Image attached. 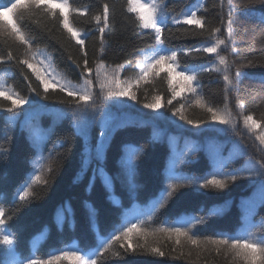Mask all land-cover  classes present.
Instances as JSON below:
<instances>
[{"label": "trees", "instance_id": "trees-1", "mask_svg": "<svg viewBox=\"0 0 264 264\" xmlns=\"http://www.w3.org/2000/svg\"><path fill=\"white\" fill-rule=\"evenodd\" d=\"M70 2L74 7L89 9L88 16L73 13L71 17L74 25L87 36L85 52L96 93L95 112L89 109L87 135L81 134L73 124V112L78 113L74 98L58 89L55 92L49 89L47 100L36 95V92L43 95L42 85L26 66L18 63L19 59L30 58V55L26 57L25 48L7 34L0 35V57L6 58L11 51L15 58L0 64V83L30 100L14 114L3 110L10 102L0 100V206L11 217L7 227L17 235V251L29 257L34 246H39L38 254L67 246L83 249L87 255L114 227L137 219L144 220L150 229H156L203 216L207 223L194 229L201 238L220 233L235 234L264 223V204L259 203V176H238L223 190L185 185L170 199L162 192L165 178L173 172L183 182L189 178H211L213 172L233 173L250 164L259 167V163H264V148L242 119L243 115L251 114L264 126V0H223V3L221 0H164L169 19L173 14L198 8V15L205 20L203 30L188 25H169L171 31L165 32L169 46L178 49L214 43L215 37H210V30L215 27L221 28L216 36L227 38L225 25L231 10V39L219 50L233 65L231 90L226 94L221 66L220 72L198 73V92L218 109L228 103L235 130L215 123L195 128L179 119V115L173 116V110L183 104V114L189 119L209 118L206 111L194 106L192 93L184 92L171 105L167 104L171 92L165 73L150 83L142 82L135 89L137 101L105 100L96 79L97 65L103 63L111 73L117 65L124 64L121 79L134 81L139 74L137 62L144 61V53L150 54L155 41L149 30L136 27L133 14L126 11V0ZM104 3L110 5V14L101 43L98 27L91 17L102 10ZM25 23L26 30L33 36V52L37 59L50 65V71L58 78L71 81L79 88L83 84L81 73L85 59L80 46L57 21L37 15ZM179 60L182 68L190 70L205 65L218 66V56L202 52L181 54ZM241 64L244 66L240 71L245 75L237 81L235 70ZM154 95H160L165 104L157 112L143 107ZM59 100L65 103H58ZM238 102L242 108L237 106ZM57 110H63L64 114L58 115ZM105 125L113 131L106 161L101 165L95 158V148ZM125 146L143 147L131 178L121 166L122 157L131 151ZM89 150L91 164L84 160ZM50 162L51 172L48 171ZM82 164L86 172L82 171ZM99 167H104L113 177L114 187L106 185L100 175H94L93 170ZM34 169L48 183L33 185L35 198L20 201L18 191L31 182ZM90 179L95 180L91 187ZM203 183L201 179L200 184ZM248 214L252 215L250 220L246 218ZM160 246L166 253L164 257L123 253L115 244L100 258L101 264H231V256L223 251L217 255L214 249H197L187 243L180 247L168 240H161ZM117 251L122 253L119 258L114 255ZM181 251L184 255L177 258ZM5 252L6 246L0 245V262L6 259ZM61 264L70 262L62 261Z\"/></svg>", "mask_w": 264, "mask_h": 264}, {"label": "snow or ice", "instance_id": "snow-or-ice-1", "mask_svg": "<svg viewBox=\"0 0 264 264\" xmlns=\"http://www.w3.org/2000/svg\"><path fill=\"white\" fill-rule=\"evenodd\" d=\"M230 2V0H229ZM223 3V0H221ZM126 11L133 14L136 27L141 30H149L155 44L151 48L150 54L144 53V61L137 62L136 67L139 74L135 80L121 79L120 73L125 68L124 64H119L111 73L103 63L97 65L96 79L101 89L100 95L105 99L111 98H127L131 101H137L136 90L143 82L150 83L154 78L160 77L161 73L166 74L168 90L171 92V98L167 100V104L171 105L173 100L181 96L184 92L192 93L194 96V106L201 108L209 114L206 120L194 121L183 114L184 105L181 104L172 112L173 116L179 115V119L184 120L187 124L195 128H200L202 124L215 123L225 125L235 130V121L228 103H225L223 109H218L211 105L198 92L200 87L198 82V73L200 72H220L223 67V80L225 82L226 94L231 90L233 79L230 75L232 64L229 63L226 56L220 54L219 50L222 46H227L232 34V12L229 10L227 23L225 25L228 32L227 38H219L217 33L221 32L220 27L210 30V37H215L214 43L204 42L201 45L192 46L190 48H173L169 46L168 37L165 32H170V24L194 26L196 29H205V20L198 15L199 9H190L183 11L180 15L173 14L169 19L167 3L164 0H126ZM73 13L79 16H88L89 9L74 7L70 0H0V35L14 39L19 45L25 48V56L30 58H21L18 60L20 65L26 66L36 80L43 87V95L36 92L41 99L47 100L49 89L55 92L57 89L65 93L67 96L73 97L75 100V108L78 110L73 112V124L81 134L87 135L89 128V109L95 112L96 93L93 91V80L91 79L92 69L88 67L87 53L85 52V41L87 36L77 28L71 17ZM110 5L104 3L102 10L91 17L98 27L101 35V43L103 42V34L109 24ZM42 15L43 17L57 21L62 28L80 46V51L84 54L83 72L81 73L83 84L79 88L73 86L71 81L58 78L52 71L50 65L46 64L43 59H37L33 52V36L30 30H26V20L34 16ZM38 23V22H37ZM102 50V49H101ZM235 51V49H233ZM207 53L209 55L218 56L217 65L199 66L194 69L181 67L179 57L181 54L187 56L193 53ZM15 58L13 53L9 51L6 58L0 57V64L13 61ZM251 63V61H249ZM80 65L78 64L77 67ZM244 65H239L235 70V77L238 80L244 77V73L240 69ZM87 73L88 75H84ZM27 79V77H25ZM36 91V89H32ZM0 100L10 102V106L3 110L7 113L14 114L16 110L23 105L29 104L30 100L22 96L19 92H15L0 83ZM227 101V95H226ZM64 104V100L57 101ZM70 103V102H69ZM81 104L83 107H81ZM165 104L162 102L160 95H154L150 103H144L143 107L153 112L159 111ZM238 107H243L238 102ZM58 115L62 116L63 110H57ZM243 124L249 132L255 133V139L264 148V126L261 122L254 119L253 115H243ZM111 129L105 125L101 128L99 139L95 148V158L100 161L101 165L106 161L107 148L110 146ZM62 142V141H58ZM131 149L126 152L121 159V166L124 168L128 177L135 175V164L143 153V147L125 146ZM91 151L84 154V160L91 164ZM43 167V166H41ZM223 164L220 165L222 170ZM48 171H52V163L48 165ZM82 171H87L83 168ZM94 175H100L105 180L106 185H113V177L107 173L104 167L94 169ZM211 178L207 176L192 179L189 178L183 182L177 179L174 172L165 178V187L162 189L164 196L168 199L172 198L175 193L185 185L197 184L203 188H213L223 190L227 187L229 181L237 180L238 176L261 177L259 203L264 204V163H259V167L248 165L246 168L237 170L233 173L223 174L222 171L210 173ZM203 179L204 183L200 184ZM42 183L47 184L48 181L42 179L41 174H37L35 169L31 174V182L26 183L18 191V199L20 201H28L30 197L35 198L33 185ZM95 184L94 179H90L89 187ZM164 204H161L163 207ZM10 216L6 215L5 208L0 206V245L6 246V259L0 264H61L62 261H68L70 264H101V257L108 253L113 245L118 244L119 249H123V253H148L154 256L164 257L166 253L160 246L161 240H168L175 246L182 247L185 243L197 249H214L217 255L223 251L226 255L231 256V264H264V223L245 229L243 232L235 234L220 233L218 235L201 238L199 233L194 231L198 226L207 223V219L203 216L196 217L194 220L184 223H172L168 226L150 229L145 225V221L137 219L129 221L126 225L115 228L107 236L101 237L98 246L90 254H85L83 249H72L64 247L59 250H52L47 254H38V247L34 246L32 254L24 257L16 249L17 235L10 231L7 227ZM151 219V217H149ZM63 223V218H60ZM175 252L176 248L173 247ZM116 257L122 255L117 251L114 253ZM184 255L183 251L179 253L177 258ZM95 256V258H93Z\"/></svg>", "mask_w": 264, "mask_h": 264}, {"label": "rangeland", "instance_id": "rangeland-1", "mask_svg": "<svg viewBox=\"0 0 264 264\" xmlns=\"http://www.w3.org/2000/svg\"><path fill=\"white\" fill-rule=\"evenodd\" d=\"M246 218H247V220H250L252 218V215L248 214Z\"/></svg>", "mask_w": 264, "mask_h": 264}]
</instances>
